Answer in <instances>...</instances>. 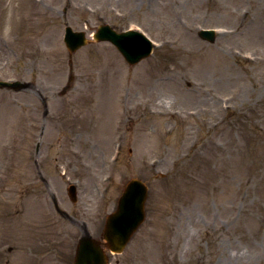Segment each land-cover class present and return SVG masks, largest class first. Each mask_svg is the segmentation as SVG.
Instances as JSON below:
<instances>
[{
  "label": "rangeland",
  "instance_id": "1",
  "mask_svg": "<svg viewBox=\"0 0 264 264\" xmlns=\"http://www.w3.org/2000/svg\"><path fill=\"white\" fill-rule=\"evenodd\" d=\"M103 24L156 47L128 64ZM0 81V264H72L132 178L109 264H264V0H0Z\"/></svg>",
  "mask_w": 264,
  "mask_h": 264
},
{
  "label": "water",
  "instance_id": "2",
  "mask_svg": "<svg viewBox=\"0 0 264 264\" xmlns=\"http://www.w3.org/2000/svg\"><path fill=\"white\" fill-rule=\"evenodd\" d=\"M201 37L208 41H213L212 34L202 32ZM96 40H110L124 54L129 62H135L141 57L146 56L150 51L148 45L145 50L135 52L134 48L129 45L124 46L123 40L126 34H115L107 26L100 27L94 36ZM64 42L70 52L86 43L83 33L73 32L69 27L65 28ZM11 87L14 90L20 88L19 83H3L0 82V88ZM69 192L73 193L71 188ZM146 198V188L138 180H132L128 183L126 191L119 200V207L116 213L108 217L106 227L103 231V238L106 240L107 247L113 252H120L131 234L137 228L143 219V203ZM107 257L100 247L99 243L89 236L80 238L74 257V264H107Z\"/></svg>",
  "mask_w": 264,
  "mask_h": 264
},
{
  "label": "flooded vegetation",
  "instance_id": "3",
  "mask_svg": "<svg viewBox=\"0 0 264 264\" xmlns=\"http://www.w3.org/2000/svg\"><path fill=\"white\" fill-rule=\"evenodd\" d=\"M41 180L43 181L44 184H46V181H47V180H46L45 178L41 177ZM53 206H54V203H53ZM56 207H57V206H54V209H55V211L58 213V211L56 210ZM68 219H70V218H67V220H68ZM84 229H85V227H84ZM10 247H11V246L9 245L8 248L10 249Z\"/></svg>",
  "mask_w": 264,
  "mask_h": 264
}]
</instances>
